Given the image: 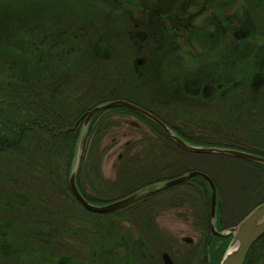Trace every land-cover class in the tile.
Listing matches in <instances>:
<instances>
[{
  "label": "trees",
  "instance_id": "trees-1",
  "mask_svg": "<svg viewBox=\"0 0 264 264\" xmlns=\"http://www.w3.org/2000/svg\"><path fill=\"white\" fill-rule=\"evenodd\" d=\"M92 1L75 0L87 7H91ZM225 1L212 5L215 4L212 0H203L202 7L205 10L211 9L213 14L208 15L213 36L208 40L206 49H214L217 57L215 60L209 56L206 49L202 50L199 53L201 61H196L199 63V71L193 61L190 66L187 64L190 71H185L181 79L177 77L178 83L175 84L179 87L177 91L171 92L174 99H170V104L178 105L177 109L181 112L177 116V124H173L131 97L134 92L129 91L126 84L128 81H134L135 73L134 76L123 75L122 69L116 77V85L121 84V88L126 89L120 96L100 98L93 89L91 91L89 86L92 83L88 75L97 69L99 63L94 64L102 59L98 57L96 47L91 52L93 60L84 66H77V75L72 77L75 63L68 61L70 50H63L59 55L50 45H42L43 33L37 28L24 27L25 23L31 25L30 21L34 20L32 16L29 17V9L32 7L39 11L42 0H0V77L5 79L0 80V262L12 260L15 264H100V259L95 262L94 256L102 253L109 255L110 250L105 249L103 238L97 237L95 232H89L93 242L88 246L83 234L84 224L88 225L85 215L93 220L108 213L111 216L117 209L103 214L86 211L76 201L68 184L79 136L80 118L96 104L122 99L152 113L181 139L194 146L232 148L264 157V31H260V27H264V0H250V3L246 0ZM4 2L8 8L1 6ZM129 4L133 7L137 3ZM123 6L124 4L117 10H122ZM134 7V10H130L140 8L138 5ZM97 8L101 11L105 9L103 6ZM217 24L219 29H216ZM164 27L162 32L167 35L174 31L173 27ZM62 32L64 36H68L66 31ZM220 32L232 40L231 51H221L226 47L223 40L219 39L220 36L218 37ZM178 47L179 44L176 43L174 49ZM171 49L172 46L169 49L167 47L166 53L163 50L159 56L164 53L167 55ZM183 49H188L184 51L185 54L196 60L194 56H197L191 51L192 46L185 44L182 51ZM162 57L153 59L152 63L156 68L162 65ZM184 69L187 67L184 66ZM138 77L143 79V75L137 74ZM80 81H84L83 84L87 82L82 89L79 86ZM80 90L83 91L80 93ZM195 100H199L200 104L207 102L206 106L211 108L208 113L191 110L190 106L196 105ZM115 108L133 113L126 108ZM101 112L92 118L88 126L75 175L80 193L90 203L94 200L83 192L79 175L83 168L90 166V161L94 159L91 157L92 150L98 148L101 138L98 135L99 126L106 121L102 118L99 125L95 126L98 124L97 118L102 115ZM197 128L199 132L194 130ZM216 130L225 137L218 135L210 139L214 136L212 131ZM94 162V167L98 169L99 159L95 158ZM196 170L211 178L219 190L210 173L203 169ZM132 173L123 172L124 185L134 181L136 185L151 174ZM160 180L148 181L136 190L163 181ZM195 183L201 184L203 188L194 187ZM179 185L189 187L178 194H171V189L147 193L121 207L119 211L124 213L120 219H133L137 215L142 216L139 219L145 220L143 216L146 217L156 204L168 201L170 196V208L195 210L198 216L201 215V233L203 238L207 239V186L197 177ZM111 201L105 199L95 205ZM89 222L91 223V219ZM145 223L149 230L146 235L148 239L145 240L143 234L134 238L126 232L118 237L125 240L124 250L125 253L129 252V257L120 259L121 263L125 261L123 264H161L158 255L164 250L155 255L151 246L156 245L158 239L149 222ZM217 227L219 229V223ZM228 241V237H214L212 244L219 242V246L212 253L211 263L214 259L213 264L218 263ZM75 248L81 249L82 253L83 248H88L86 253L92 254L93 260L87 262V255H76ZM261 250H264V235L254 243L246 255L244 264L250 263L253 252Z\"/></svg>",
  "mask_w": 264,
  "mask_h": 264
},
{
  "label": "rangeland",
  "instance_id": "rangeland-1",
  "mask_svg": "<svg viewBox=\"0 0 264 264\" xmlns=\"http://www.w3.org/2000/svg\"><path fill=\"white\" fill-rule=\"evenodd\" d=\"M42 1L43 4L40 6L41 9L39 11L32 7L29 9L31 11L28 13L29 17L32 16L34 20L30 21L31 25L25 23L24 27L32 26V28H37L40 33H43L42 45H50L54 48L53 50L58 51L59 55L63 50H70L68 52V61L69 63H73V61L75 63L72 69L73 74L71 73L72 77L77 75L75 74L77 66H84L87 62L93 60L91 59L93 56L91 52L96 47V52L99 54L98 57L102 59L94 64L99 63L97 69H94L90 76L88 75V79L92 83L89 86L91 91L93 89L94 93L100 98L109 99L114 95L120 96L124 93L123 90L126 89L121 88V84L116 85V77L122 69L123 75H133L135 73L134 81H128L126 84L128 90L132 93L134 92L131 97L136 98L144 106L157 112L169 123L177 124V116L181 111L177 109L178 105L170 104L171 100L174 99V95L171 92L178 90L179 85L175 84L178 83V81L176 82L177 77L181 79L185 71H190L187 64L190 66L194 61V65H197V70L199 69V63H196V61H201L198 45L201 44L202 47H205L204 51L208 47V43H205L207 39L199 35L200 31L199 33L196 32V29L200 26L209 24L206 19H202V17H207L204 12L200 18L198 15L190 18L194 31L191 29L188 32L189 40L187 41L193 43V50L191 51L197 56H194L196 58L194 60L190 58L191 56L185 54L184 51L188 49H183L182 51L185 40L181 32L187 29L186 25H184L185 21H179L180 24L176 26L179 32L174 31V33L171 31L167 35L162 30L165 28L166 22L175 24L173 21L175 19L166 18L167 15L152 17L151 15L153 14L139 17L137 14L131 15L127 11L128 9L134 10L135 5L141 7V0H93L90 2L92 4L91 7L79 4L75 0ZM179 1L183 5L188 2V0ZM212 1L215 3L212 5L226 2L225 0ZM246 1L250 3V0ZM129 2L137 4L132 7ZM202 3L203 0H191L184 16L196 13L203 6ZM7 4L9 5V3ZM121 4H124V6L121 8L122 10L118 11L117 8H120ZM158 4L156 3L153 7L156 13H158V10L160 12L168 10L165 6L159 7ZM1 6L9 7L6 6L5 2ZM97 6H100V8L103 6L105 9L101 11ZM180 17L179 15L178 18ZM62 31H66L65 33L68 36H64ZM260 31L263 32L264 27H260ZM198 35L199 38H197ZM218 37L223 40V44L226 47V49L222 48L221 51H231L233 43L229 36L225 35L223 37V33L220 32ZM197 42L198 44H196ZM176 43L179 44V49H174ZM171 46V51L166 55L167 50L165 49L167 47L169 49ZM163 50H165L164 57H162L163 55L159 56L160 53L164 52ZM213 50L206 49V52L216 60L217 54ZM157 57L158 59L162 57L163 62L160 68L159 66L156 68L152 63L153 59H157ZM184 66L187 69H184ZM155 68L156 70H154ZM137 74L143 75V79L137 78ZM0 80L4 81L5 79L0 77ZM83 83L84 81H80L81 85L79 86L81 89L87 82ZM86 89L87 87L84 90ZM81 91L83 90H80V93ZM195 101L196 105H191V110L205 114L211 109L206 106L207 102L200 104L199 100ZM101 113L102 115L97 118L98 124H95V126L99 125V121L102 118H105L106 121L102 123L101 127L99 126L98 135L101 138L98 148L94 149V151L92 150L91 157L93 156L94 159L90 161V166L83 168L79 175L80 187L90 199L94 200L92 201L94 205L102 203V200L105 199L108 201L118 199L133 192L148 181L155 179L166 180L196 169L207 171L217 182L219 188L217 206H219L220 211V230L226 231L228 228L233 227L251 208L264 201L263 166L241 161L234 157L226 158L227 156L224 155L192 153L183 150L164 137L165 135L157 128L135 113L124 112L117 108H109ZM84 115L79 121V134ZM194 130L199 132V128ZM102 132H104L103 135ZM212 134L214 136L210 139L216 138L218 135L225 137L219 130L212 131ZM220 156L224 158H220ZM95 158L100 161L98 169L94 167ZM88 160L89 157H87L86 161ZM123 172L130 174L132 172V174L151 172V174L147 179L139 181L136 185H134L136 181L124 185ZM178 185L166 189H171V194H178L189 187L188 185L183 187ZM110 187L113 189H110ZM194 187L203 188L199 183H195ZM206 192L209 194L208 187ZM169 198L170 196L168 201L156 204L155 208L153 207L154 209L146 217L143 216L145 220L139 219L142 216L137 215L133 219L121 220L120 216L124 213V211H119L121 207L113 215L110 216V213H108L105 216L98 217V219L93 218L92 220V217L89 218L88 215H85V220L88 219V225L84 224L83 234L88 246L93 242V238L89 236V232L92 231L96 233L97 237L103 238L102 242L104 245L106 244L105 249L109 248L110 250L108 251L109 255L102 253L94 256L95 262L100 259V264L125 263V261L121 263L120 259L125 260L127 256L129 257V252L125 253V240L118 237L126 232L134 238L139 237V234H143V238L145 240L148 239L146 235H148L147 232L149 230H147L145 223V221H148L151 230L158 239L157 241L155 240L157 244L151 246V249L156 253L155 255H158L157 253L163 249L177 263H199L198 254L197 257L193 254V246L184 241L183 238L187 237L194 241L196 240V242L199 241V236L202 235V229L200 228L201 215L199 214L198 216L195 210L187 211L178 207L170 208L171 202ZM90 219L91 223L89 222ZM176 250L178 251L177 253ZM69 251L71 250L69 249ZM86 251L88 252V248H83V253L81 249H74L76 255L83 254L84 257L87 255L88 258L86 259L89 262L93 260V256L92 254H87ZM158 257L160 258V253ZM213 262H215V259L212 260L211 264ZM0 264L15 263L12 260H4ZM249 264H264V250L253 252Z\"/></svg>",
  "mask_w": 264,
  "mask_h": 264
},
{
  "label": "water",
  "instance_id": "water-1",
  "mask_svg": "<svg viewBox=\"0 0 264 264\" xmlns=\"http://www.w3.org/2000/svg\"><path fill=\"white\" fill-rule=\"evenodd\" d=\"M115 107L126 108L133 113L144 118L150 122L155 128L163 133L170 141L183 150L192 153H207L234 157L240 160L251 162L260 166H264V157L251 154L245 151L221 148V147H209V146H194L190 145L183 139H181L168 125L159 120L155 115L147 110L138 107L128 101L122 99H115L96 104L91 107L84 115L81 131L77 141L75 150V156L71 171L68 178L69 189L76 199V201L86 210L92 213H108L114 211L120 207H123L130 202L138 199L139 197L159 190H163L177 184H180L191 178H199L207 187L209 192V232L211 235L230 237V241L225 249L218 264H243L245 257L254 245V243L264 235V201L254 206L236 225L228 228L226 231H217L215 229L216 208H217V188L214 182L206 174L197 171H187L184 174L172 177L161 182H157L145 187H142L133 193L122 196L109 203L103 205H94L88 202L80 193L76 183L75 174L76 169L81 157L85 136L87 133L88 125L91 119L99 112ZM162 264H175L172 262L167 253L161 255Z\"/></svg>",
  "mask_w": 264,
  "mask_h": 264
},
{
  "label": "flooded vegetation",
  "instance_id": "flooded-vegetation-1",
  "mask_svg": "<svg viewBox=\"0 0 264 264\" xmlns=\"http://www.w3.org/2000/svg\"><path fill=\"white\" fill-rule=\"evenodd\" d=\"M190 2H191V0H188V2L183 5V3L181 4L179 0H150V1L141 0V4L142 5H140L141 7L138 8V10L132 11V10L128 9L127 11H129L131 13V15L137 14L139 17H144V16H147V15H150V14H153V15H151L152 17H155V16L161 17V15L162 16L163 15H167L166 18H170L171 17L172 19H175V20H173L175 22V24L174 23H169L168 24L166 22V26L173 27L174 28V31H178V32H179V29L176 26L178 24H180L179 21L180 22L181 21L182 22L185 21V24L184 25H186L187 29L186 30H183L181 32L182 33L181 35H184V40H185L184 43L186 45L188 44V45H190V46L193 47V43L191 41H187V40H189V38H188V32H190V30L192 29V24H191V21L192 20L190 18L195 17L196 15H198L199 18H200L201 16H203V12H204V15H207V17H205V18L202 17V19H206V21H210V18L208 17V15L210 16V15H213V14H212L211 9H206L205 10L204 7H200V9H198V11L196 13H193L191 15H185L184 16V14L187 13V9L189 7V3ZM156 3H159L158 4L159 7L165 6L168 10L165 11V12L164 11L163 12L162 11L160 12L158 10V13H156L154 11V8H153ZM121 6H122V4H121ZM173 9H175V10H173ZM170 10H173V11H170ZM179 15L181 16L180 18H178ZM218 26L219 25L217 24L216 29H219ZM189 27H191V28H189ZM196 30H197L196 31L197 33H199V31H200V34H199L200 36H203L204 38L207 39L206 40L207 42H205V43H208L210 41V38H212L211 37V35H212V29L210 28V24L200 26ZM192 31H194V29H192ZM199 35H198L197 38H199ZM214 35H215V33H214ZM223 36H225V33H223ZM180 38L183 40V38L181 36H180ZM196 44H198V42ZM198 46H199V52L198 53H200L202 50H204L205 47H202L201 44H199ZM217 194H218V197H219V191L218 190H217ZM218 207L219 206H217V209H216L215 229L217 231H223V230L218 229V227H217V223H220V215L218 214V210H219ZM208 229H209V227H208ZM214 237L223 238L222 236L211 235L210 232H209V230H208L207 239L206 238H203L202 235L199 236V241H197V242H196V240L194 241L191 238H187V237L183 238L184 241H187L190 245L193 246V248H194V253L193 254L196 257H197V254H198V256H199V263H197V264H211L212 253L219 246V242H217L215 244H212V241H213ZM226 237H228L229 238V241H230V237L229 236H226ZM251 248H250V250H251ZM164 252L167 253L166 251H163L162 253H164ZM177 252L178 251L176 250V253ZM162 253H160V262H161V264H162V260H161ZM168 256L170 257V259L172 260L173 263L180 264V263H177V261H175L171 257V255L168 254ZM245 260H246V257H245ZM245 260H244V263H245Z\"/></svg>",
  "mask_w": 264,
  "mask_h": 264
}]
</instances>
